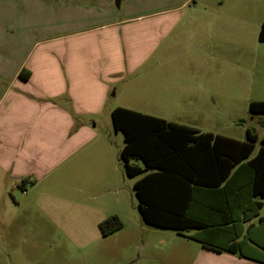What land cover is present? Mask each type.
I'll list each match as a JSON object with an SVG mask.
<instances>
[{"label": "crops", "instance_id": "obj_1", "mask_svg": "<svg viewBox=\"0 0 264 264\" xmlns=\"http://www.w3.org/2000/svg\"><path fill=\"white\" fill-rule=\"evenodd\" d=\"M242 5L0 0V215L23 208L19 199L53 216L54 202L76 209L82 198L119 195L106 178L116 156L94 122L119 107L173 122L167 109L184 115L181 106L197 105L205 57ZM261 202L260 217L245 224L253 232L264 217ZM201 251L198 264H261Z\"/></svg>", "mask_w": 264, "mask_h": 264}, {"label": "rangeland", "instance_id": "obj_2", "mask_svg": "<svg viewBox=\"0 0 264 264\" xmlns=\"http://www.w3.org/2000/svg\"><path fill=\"white\" fill-rule=\"evenodd\" d=\"M235 1L243 5L230 12L232 30L222 32L215 41V49L205 57L204 70L196 80L201 101L181 106L186 110L184 115L167 109L166 117L201 132L240 141L247 140L250 130L259 137L255 156L264 137V114L251 113L250 104L264 101V43L258 39L264 0ZM191 109L197 111L191 113ZM94 123L116 156L106 178L122 188L121 193L97 200L82 198L77 201L81 207L76 209L71 201L54 202L55 209L49 208L53 216L19 199L23 208L0 215V264H198L200 243L143 222L133 189L140 176L127 177L120 160L123 134L116 133L110 116ZM116 165L118 170H114ZM131 165L144 166L136 160ZM113 215L120 217L123 227L105 237L99 224Z\"/></svg>", "mask_w": 264, "mask_h": 264}, {"label": "trees", "instance_id": "obj_3", "mask_svg": "<svg viewBox=\"0 0 264 264\" xmlns=\"http://www.w3.org/2000/svg\"><path fill=\"white\" fill-rule=\"evenodd\" d=\"M259 41L264 43V21ZM250 111L264 114V101L252 102ZM111 119L124 137L120 160L126 176L143 175L133 189L145 224L264 264V217L257 231L245 227L263 208L264 137L253 156L259 137L250 130L240 141L121 107ZM122 227L117 215L99 224L105 237Z\"/></svg>", "mask_w": 264, "mask_h": 264}, {"label": "water", "instance_id": "obj_4", "mask_svg": "<svg viewBox=\"0 0 264 264\" xmlns=\"http://www.w3.org/2000/svg\"><path fill=\"white\" fill-rule=\"evenodd\" d=\"M121 3V0H116V6L119 7Z\"/></svg>", "mask_w": 264, "mask_h": 264}]
</instances>
